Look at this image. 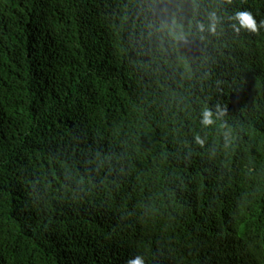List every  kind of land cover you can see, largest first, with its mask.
Returning a JSON list of instances; mask_svg holds the SVG:
<instances>
[{
    "label": "trees",
    "instance_id": "16d2710c",
    "mask_svg": "<svg viewBox=\"0 0 264 264\" xmlns=\"http://www.w3.org/2000/svg\"><path fill=\"white\" fill-rule=\"evenodd\" d=\"M136 256L264 264V0H0V264Z\"/></svg>",
    "mask_w": 264,
    "mask_h": 264
},
{
    "label": "clouds",
    "instance_id": "9594fccd",
    "mask_svg": "<svg viewBox=\"0 0 264 264\" xmlns=\"http://www.w3.org/2000/svg\"><path fill=\"white\" fill-rule=\"evenodd\" d=\"M236 18L240 21V23L253 31L257 29L256 20L253 18L252 14L248 11H240L236 13ZM203 122L208 124L211 123V113L205 112ZM127 264H144L143 259L140 256H136L135 258H129Z\"/></svg>",
    "mask_w": 264,
    "mask_h": 264
}]
</instances>
